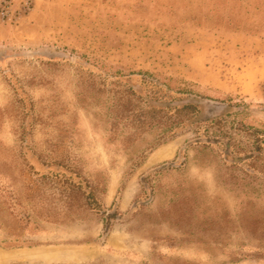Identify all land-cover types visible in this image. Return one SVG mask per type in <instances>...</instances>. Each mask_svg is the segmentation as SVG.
<instances>
[{"label": "rangeland", "instance_id": "374dc122", "mask_svg": "<svg viewBox=\"0 0 264 264\" xmlns=\"http://www.w3.org/2000/svg\"><path fill=\"white\" fill-rule=\"evenodd\" d=\"M31 2L0 16V264H264V158L236 165L191 130L161 143L162 128L113 129L98 83L150 72L231 97L238 120L264 129V0ZM24 131L30 164L68 158L114 217L49 181L29 190Z\"/></svg>", "mask_w": 264, "mask_h": 264}, {"label": "trees", "instance_id": "16d2710c", "mask_svg": "<svg viewBox=\"0 0 264 264\" xmlns=\"http://www.w3.org/2000/svg\"><path fill=\"white\" fill-rule=\"evenodd\" d=\"M98 83L105 86L112 94L113 129L124 122L133 126L137 134L153 128H162L163 132L159 138L161 143L173 140L191 130L196 134L197 143L218 144L220 148H224V154L228 159L234 157L233 162L236 165L244 161L264 158V129L238 120L237 117L242 112L240 107L244 105L234 102L231 97L215 98L195 91L186 82H183L184 85H175L171 80L143 71L131 73L115 71L109 76L101 77ZM22 101L25 118H27L30 116L28 105L24 99ZM210 107L213 109L212 115L207 114V108ZM223 110H227V114ZM29 125L32 126V123L30 122ZM213 126L218 127V131H214V135H209L210 128ZM230 129L252 136L251 144L246 147L237 145ZM29 135L28 131L21 134L26 154L23 156L26 167L22 175L32 181V186L28 187L29 190L33 191L36 183L49 181L65 193L67 191L68 194L75 193V200L81 206H87L98 213L107 215V218L114 217V213H107L106 207L100 201L97 190L89 179L68 158L38 157L42 165L48 168L46 172H41L35 168L34 164H30L27 157L31 149ZM59 145V142L54 143L55 147ZM235 150L238 152L244 150L245 155H235ZM255 174L256 170L252 169L250 175ZM109 232L108 221L105 225V234Z\"/></svg>", "mask_w": 264, "mask_h": 264}, {"label": "built area", "instance_id": "2783aa9c", "mask_svg": "<svg viewBox=\"0 0 264 264\" xmlns=\"http://www.w3.org/2000/svg\"><path fill=\"white\" fill-rule=\"evenodd\" d=\"M15 0H0V16L2 19L10 18L13 15ZM31 0H24V7L30 8Z\"/></svg>", "mask_w": 264, "mask_h": 264}, {"label": "bare ground", "instance_id": "6f19581e", "mask_svg": "<svg viewBox=\"0 0 264 264\" xmlns=\"http://www.w3.org/2000/svg\"><path fill=\"white\" fill-rule=\"evenodd\" d=\"M175 148H170L169 150H167L165 153H164V156H169L171 155L173 152H174ZM162 156V155H161Z\"/></svg>", "mask_w": 264, "mask_h": 264}]
</instances>
